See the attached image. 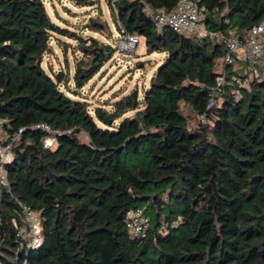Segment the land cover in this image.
Listing matches in <instances>:
<instances>
[{
    "label": "trees",
    "instance_id": "1",
    "mask_svg": "<svg viewBox=\"0 0 264 264\" xmlns=\"http://www.w3.org/2000/svg\"><path fill=\"white\" fill-rule=\"evenodd\" d=\"M105 2L118 31L144 37L147 51L163 58L141 91L92 105L81 90L113 46L53 21L46 0H0V117L10 130L26 128L6 165L10 191L0 190V260L264 264V79L226 85L208 109L224 47L154 27L145 7L170 11L178 0ZM194 2L208 29L238 27L245 35L264 20V0ZM64 37L81 53L72 75L45 64L53 40L61 46ZM184 107L196 117L193 126ZM41 121L59 131L53 149L31 127ZM23 203L42 217L34 248L17 236ZM135 208L153 214L144 238L126 227Z\"/></svg>",
    "mask_w": 264,
    "mask_h": 264
},
{
    "label": "built area",
    "instance_id": "2",
    "mask_svg": "<svg viewBox=\"0 0 264 264\" xmlns=\"http://www.w3.org/2000/svg\"><path fill=\"white\" fill-rule=\"evenodd\" d=\"M146 13L150 16L154 27L160 30L169 27L178 33L189 36L207 37L215 43L224 47V54L221 59V70L217 77L216 86L212 89L207 103L208 109L218 102V93L226 85L243 86L248 85L254 78L264 79V20L253 25L250 31L243 35L238 27H230L221 30L208 29L201 21V14L194 0H178L176 6L170 10H153L145 7ZM118 50L122 53L132 54L140 41V36L134 33L118 31ZM239 65L244 73L228 74V68ZM199 121H207V115H199ZM8 121L0 117V190L6 188L10 191V184L7 176L6 165L15 157L16 149L21 142V135L26 129L20 127L17 130H10ZM44 133L42 138L46 148L57 146V135L59 131L49 123L41 121L31 126ZM88 134L81 132V136ZM21 225L17 228V236L20 237L28 247L34 248L40 245L43 239L42 217L28 204H20L19 211ZM126 227L133 237L144 238L151 228V218L144 212V208L129 209L126 212ZM0 264H11L0 260ZM27 264V262H25Z\"/></svg>",
    "mask_w": 264,
    "mask_h": 264
},
{
    "label": "rangeland",
    "instance_id": "3",
    "mask_svg": "<svg viewBox=\"0 0 264 264\" xmlns=\"http://www.w3.org/2000/svg\"><path fill=\"white\" fill-rule=\"evenodd\" d=\"M46 5L51 18L56 23L61 26H68L69 29L74 30L82 37H97L102 43L108 42L114 48L113 56L81 90L82 95L92 105H102L112 101L114 95L129 92L134 87L141 91L148 86L149 79L163 58V54L149 53L142 36H140L134 53L120 52L117 48L118 30L114 25L105 0H94L92 7L90 5L78 6L75 4V0H46ZM89 23L93 25L87 26ZM62 39L65 44L60 42L61 46L53 40L52 51L46 55L45 64H48L56 72L64 70L72 75L75 61L81 53L79 51L73 52L74 45H76L75 40L68 37ZM62 46L67 47L66 54H63ZM238 67L239 64H237ZM69 85L73 87L74 82L71 81ZM184 112L189 117V124L193 126L196 117L188 107H184ZM81 138L84 141L88 140L87 135L81 136ZM148 214L150 217L153 216L151 212Z\"/></svg>",
    "mask_w": 264,
    "mask_h": 264
},
{
    "label": "crops",
    "instance_id": "4",
    "mask_svg": "<svg viewBox=\"0 0 264 264\" xmlns=\"http://www.w3.org/2000/svg\"><path fill=\"white\" fill-rule=\"evenodd\" d=\"M242 65L244 66V64H243V63H241V66H242ZM240 69H241V68H240Z\"/></svg>",
    "mask_w": 264,
    "mask_h": 264
}]
</instances>
